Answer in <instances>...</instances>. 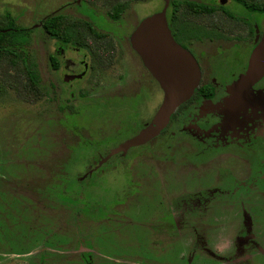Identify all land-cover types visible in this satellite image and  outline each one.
Listing matches in <instances>:
<instances>
[{
  "label": "flooded vegetation",
  "instance_id": "af4514ba",
  "mask_svg": "<svg viewBox=\"0 0 264 264\" xmlns=\"http://www.w3.org/2000/svg\"><path fill=\"white\" fill-rule=\"evenodd\" d=\"M119 2L104 4L113 9ZM74 3L78 8L82 7L79 9L81 14L72 17L62 14L63 21L79 20L86 24L79 25L77 32L71 33L72 37L67 29L58 37L50 38L52 47L45 49L47 52L43 56L44 73L40 63L35 62L40 79L36 89L37 100L51 104L55 121H61L64 126L52 130L62 137L58 139L61 145L52 142L49 145L51 151H46L45 156L41 151L43 163L59 169L52 173L51 180L56 185H69L65 177L68 175L66 168L76 163L78 158L90 170L87 172L90 176L84 180L91 183L96 181L91 177L95 172L97 175L102 170L120 169L131 163L135 179L130 180V192L113 194L111 200L103 198V202L116 206L115 211L106 213L123 218L127 217L128 201H140L139 206L150 203L147 214L137 209L135 221L149 232L148 243L155 249L162 248L164 244V241L157 240L170 237L171 231L185 228L192 222L190 218L197 219L192 224L196 231L212 232L217 227L219 216L228 217L227 225H239L240 236L236 241L239 251L249 249L250 238L260 227V218H264V107L260 111L244 108L239 112H236L234 104L229 106L228 112L225 108L229 95L234 99L245 94L250 99L264 97V76L248 90L240 89L249 70L250 56L264 37V31L258 25L250 30L253 39L251 49H246L251 42L245 37L225 41L231 43V47L209 46L205 50H197L194 47L197 42H219L212 37L211 28H198L197 34L185 37L175 28L174 32L168 22L174 39L190 51L198 63V88L175 111L168 126L158 136L127 151L112 154L153 121L157 113L154 114L153 107L156 88L153 81H157L132 47L131 36L135 30L128 34L121 24L113 25L122 21L128 8L119 18H113L111 12H107V17L101 19L92 10L96 8V2L76 0L71 4ZM113 69L117 74L107 75ZM157 85L164 98L158 82ZM122 136L127 138L118 142ZM56 159L57 162L54 161ZM141 167H144L143 171ZM194 172L195 177L187 176ZM204 174V178L198 177ZM140 175L149 180H140L143 179ZM170 180L175 181L173 187L168 188ZM203 180L211 181L204 183ZM72 190L74 187L65 188L68 193ZM126 194H130L129 200L125 204L117 203ZM70 203L76 205L79 202L70 199ZM83 204L85 213L94 206L99 208L93 202ZM72 210L74 215L81 214L76 213L79 212L76 209ZM157 255L160 259L165 257L157 251V254L151 252L149 259L160 263L156 260ZM211 255L219 259L216 254Z\"/></svg>",
  "mask_w": 264,
  "mask_h": 264
},
{
  "label": "rangeland",
  "instance_id": "374dc122",
  "mask_svg": "<svg viewBox=\"0 0 264 264\" xmlns=\"http://www.w3.org/2000/svg\"><path fill=\"white\" fill-rule=\"evenodd\" d=\"M75 1L0 0V26L5 24V16L10 13L18 25L32 29L29 42L30 56L34 62L40 63L44 73L46 66L43 56L51 49L52 43L41 31V21L55 14L70 17L80 15L79 9L82 7L78 8L76 3L71 4ZM91 1L96 2V8L92 10L102 19L112 10L109 9L110 6L106 7L104 2L110 4L116 0ZM164 1L126 0L128 10L124 13L122 21L113 25L121 24L129 34L143 18L160 12L165 6ZM189 1L218 9L216 13L208 16L193 13L186 6L179 7L175 15L178 26L189 25L190 28L207 30L211 28L212 37L219 39V42L218 40L197 42L194 45L197 50H205L209 46L231 47L229 43L231 40L245 37L250 39L245 40L251 42L246 49H251L253 39L250 30L258 25L260 30L264 31V15L251 13L233 0H225L224 6L221 0ZM246 1L264 4V0ZM220 5L233 17L230 18L221 11ZM170 17L168 10V18ZM177 37H180V34H177ZM227 40L229 42L226 43ZM193 52L197 51L194 49ZM138 64L141 69L139 60ZM22 69L14 68L6 61L0 62V264H264V218H260L261 225L255 229L257 231L254 232L255 238L252 236L250 238L252 242L249 249L239 251L236 241L240 236L238 230L240 227L227 225L226 216L218 217L217 227L212 232L196 231L192 224H195L197 219L190 218L192 222L185 228L171 231L170 237L165 236L157 240L164 241V244L162 248L155 249L148 243L149 232L140 226L139 221H135L138 210L144 214L149 212L150 203L146 202L139 206L140 201L130 202L128 201L130 194H126L117 203L125 204L128 201L127 217L118 218L113 216L115 215L113 213L107 214L108 210L115 211L116 206L107 201L103 202V198L111 200L113 194L130 192V180L135 179V169L131 163L128 167L126 165L120 169L102 170L101 174L95 175V172L91 177L96 181L91 183L84 180L90 176L87 174L90 170L85 167L83 160L78 158L76 163L66 168L68 175L66 171L62 174L63 176L66 174L69 185H56L51 177L52 173L59 169L43 163L41 151L43 150L45 156L44 153L51 149L49 145L52 142L61 145L58 139L62 137L52 130L64 126L61 125V121H55V111L51 104L37 100ZM115 74L117 70L113 69L107 75ZM146 75L152 80L149 74ZM153 83L156 87L153 105L155 114L163 97L157 82ZM226 99L228 101L234 98L229 95ZM248 108L260 111L253 107ZM240 110L242 109L236 108V112ZM262 112L264 113V110ZM125 138L127 137H119L117 141ZM54 161L57 162V159ZM141 168L143 171L144 167ZM141 176L143 179L140 180H149L146 176ZM187 176L195 177V172L188 173ZM204 176L205 174L198 177ZM174 181L170 180L167 187H173ZM208 181L211 180L204 183ZM67 187H74V190L68 193L65 191ZM53 194L55 196H52ZM91 194L94 195L87 200ZM70 199H76L79 203L72 205ZM83 202H93L99 208L94 206L90 212L85 213ZM72 209L78 210L76 213L81 214L74 215ZM157 251L165 254L162 259L156 256L160 263L149 259V254L151 252L157 254ZM211 253L216 254L219 259ZM146 255L148 257H145Z\"/></svg>",
  "mask_w": 264,
  "mask_h": 264
},
{
  "label": "water",
  "instance_id": "95a60500",
  "mask_svg": "<svg viewBox=\"0 0 264 264\" xmlns=\"http://www.w3.org/2000/svg\"><path fill=\"white\" fill-rule=\"evenodd\" d=\"M169 1L165 0V6L160 12L144 18L131 36L133 49L164 93L163 102L153 121L138 135L120 145L112 154L127 151L133 146L142 145L158 136L168 126L175 111L192 97L200 83V68L195 57L172 35L167 20ZM222 2L226 3L225 0ZM263 76L264 37L250 56L249 70L240 89L248 90ZM237 99L228 100L225 112H228L226 110L231 104L238 109L248 107L263 109L264 107L262 95L256 99H250L245 94Z\"/></svg>",
  "mask_w": 264,
  "mask_h": 264
},
{
  "label": "trees",
  "instance_id": "16d2710c",
  "mask_svg": "<svg viewBox=\"0 0 264 264\" xmlns=\"http://www.w3.org/2000/svg\"><path fill=\"white\" fill-rule=\"evenodd\" d=\"M119 4L111 10L110 15L113 18H119L127 9L126 0H116ZM242 5L246 10L254 13L264 14V4H257L256 2H248L246 0H233ZM165 2V1H164ZM163 2V5H164ZM180 6H186L188 10L199 15H208L216 13L217 7L209 6L205 4H197L193 1H176L170 0L167 9L170 11L171 17L168 18V22L171 24L173 31L174 28L181 33L185 34V37L191 34H197V28H190L188 26H178L175 21V15L178 13ZM221 11H224L228 16L233 17L231 13H227L224 7L219 6ZM62 14L52 15L45 20L41 21V31L50 39L51 37L59 36L66 32H77L79 25H85V22L79 20H73V22H64ZM168 17V16H167ZM173 18V19H172ZM31 28H24L17 24V21L10 13L5 16V24L0 26V62H8L12 67H22V71L25 72L26 77L31 84L36 96V89L39 85V73L36 63L32 60L29 52V42L32 34ZM175 32V31H174ZM173 35V34H172Z\"/></svg>",
  "mask_w": 264,
  "mask_h": 264
}]
</instances>
